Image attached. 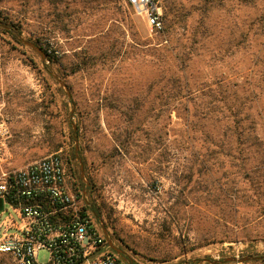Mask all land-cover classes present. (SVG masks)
Here are the masks:
<instances>
[{
    "label": "rangeland",
    "instance_id": "374dc122",
    "mask_svg": "<svg viewBox=\"0 0 264 264\" xmlns=\"http://www.w3.org/2000/svg\"><path fill=\"white\" fill-rule=\"evenodd\" d=\"M119 4L120 0H0V10L24 19L22 40L38 36L57 55L54 64L42 62L33 50L0 34V172L60 153L72 188L84 198L95 224L133 264H209L236 255L264 256V191L249 190L243 171L231 167L228 157L202 154L194 143L186 150L179 133L181 121L174 113L170 123L163 117L152 121L149 115L141 131L132 134L127 152L118 150L117 138L128 128L119 111L137 95L145 96L135 79L147 81L152 75L148 45L137 49L132 39L137 35L145 41L153 35L141 4L124 10L120 26ZM215 6L211 24L222 34L210 45L209 55L245 50L244 62L243 55H236L241 61L239 75L264 74L254 65L261 40L256 36L253 43L235 46L230 37L242 36L264 9V1L258 2L259 11L233 3ZM121 32L120 47V40L115 41ZM109 48L113 52L107 57ZM222 55L227 54L215 58L212 73L228 70L238 75L228 58L221 61ZM78 158L85 193L75 190L73 168L80 177ZM233 184L240 191L236 201L230 200L228 191ZM92 209L101 215H93ZM5 210L1 219L10 213L7 206ZM213 236L227 239L213 243L209 241ZM38 260L46 262V253L41 252ZM0 264L15 262L0 256ZM222 264H264V259Z\"/></svg>",
    "mask_w": 264,
    "mask_h": 264
},
{
    "label": "trees",
    "instance_id": "16d2710c",
    "mask_svg": "<svg viewBox=\"0 0 264 264\" xmlns=\"http://www.w3.org/2000/svg\"><path fill=\"white\" fill-rule=\"evenodd\" d=\"M151 1L161 11L158 16L160 25L153 27L151 38L142 41L136 35L132 40L137 49L144 44L148 45L150 59L147 63L152 75L147 81L135 79L136 85L144 88L145 96L137 95L129 100L125 110L119 111L128 128L119 135V139L117 138L118 150L127 152L132 134L136 130L141 131L140 126L150 117L152 121L163 117L170 123L174 113L181 121L179 133L184 139L182 146L186 150H191L194 143L202 154L228 157L232 162L231 167L243 171L249 190L264 191V74L239 75L242 69L239 68L241 61L237 59V53L243 55L241 60L244 62L243 58H247L245 50L243 54L238 49L236 51V48L232 49L231 53L218 50L217 53L209 55L210 45L218 34H222V31L216 33L211 24L212 12L217 9L215 5L233 3L241 8L259 11L257 4L261 0ZM132 7L133 4L129 0H120V26L124 20V10ZM23 20L14 13H9V10L6 13L0 10V34L21 47L24 46L20 38L23 34ZM249 24L247 30L241 32L242 36L236 37L230 33V37H233L235 46H239L245 41L253 43L257 36L261 40V49L256 53L260 56H257L254 65L264 69V9L260 10L259 14L256 13ZM117 39L115 42L120 40L121 47L124 41L122 32ZM27 41L42 51L48 63L56 62V50L49 46L48 41L38 36ZM31 52L35 57L41 58L36 52ZM112 52L111 48L107 49L105 56L110 57ZM221 52L227 54L220 57L221 61L228 58L233 69L238 70V75L232 76L228 70L220 74L212 73L214 60ZM89 59L94 58L89 56ZM82 65L86 66L87 62H82ZM78 70H73L72 74ZM135 120L139 122L138 125ZM171 131L173 130L168 131L169 134ZM71 156L74 161V153ZM235 161L240 163L237 165ZM207 167L202 166L204 169ZM73 172L77 179L75 190L85 193L88 188L80 180L78 171L73 168ZM89 184L92 185L90 180ZM228 191L232 193L231 201L239 200L240 191L236 185L233 184ZM262 196L264 197V193ZM92 212L93 215H101L99 209H92ZM226 239V236H213L209 241L222 243Z\"/></svg>",
    "mask_w": 264,
    "mask_h": 264
},
{
    "label": "built area",
    "instance_id": "2783aa9c",
    "mask_svg": "<svg viewBox=\"0 0 264 264\" xmlns=\"http://www.w3.org/2000/svg\"><path fill=\"white\" fill-rule=\"evenodd\" d=\"M129 1L145 8L150 27H159L161 11L151 0ZM72 182L60 153L0 172V256L15 264H127L109 249ZM5 206L10 213L1 219ZM41 252L46 262H39Z\"/></svg>",
    "mask_w": 264,
    "mask_h": 264
},
{
    "label": "water",
    "instance_id": "95a60500",
    "mask_svg": "<svg viewBox=\"0 0 264 264\" xmlns=\"http://www.w3.org/2000/svg\"><path fill=\"white\" fill-rule=\"evenodd\" d=\"M21 43L22 45H24L25 47L35 51L36 53H38L41 57V60L42 62H45L46 61V56L42 53V51L36 47L33 43L29 42V41H26V40H21ZM53 77L58 81L60 87L64 88L65 90H67V87L66 85L64 84V82L60 81L56 75H53ZM67 95L69 96V93L66 92ZM74 133H75V128H74ZM76 138V137H74ZM75 155L77 156V150H78V141L75 139ZM78 162H79V165H80V178L82 179L83 177V164H82V161L78 158ZM0 211H2V201L0 200ZM102 231H103V234L105 235L106 237V241H107V245L109 247V249L114 252V254H116V256H118L122 261H124L125 263L127 264H133V262L125 256V254L118 250L111 242V240L109 239L108 237V234L106 233L105 229L102 228ZM262 260L264 259V256L262 257H253V256H249V257H245V258H242V259H236V258H230V259H225L224 261H209V264H222V263H226V262H232V263H244V262H248V261H253V260Z\"/></svg>",
    "mask_w": 264,
    "mask_h": 264
},
{
    "label": "flooded vegetation",
    "instance_id": "af4514ba",
    "mask_svg": "<svg viewBox=\"0 0 264 264\" xmlns=\"http://www.w3.org/2000/svg\"><path fill=\"white\" fill-rule=\"evenodd\" d=\"M115 246V245H114ZM118 250L122 251L119 247L115 246ZM123 252V251H122Z\"/></svg>",
    "mask_w": 264,
    "mask_h": 264
}]
</instances>
